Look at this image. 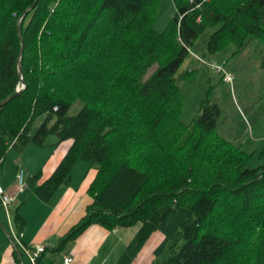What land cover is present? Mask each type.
<instances>
[{
    "label": "trees",
    "instance_id": "obj_1",
    "mask_svg": "<svg viewBox=\"0 0 264 264\" xmlns=\"http://www.w3.org/2000/svg\"><path fill=\"white\" fill-rule=\"evenodd\" d=\"M173 2L159 31L162 0H0V102L22 86L0 106V164L12 147L72 139L34 192L46 202L78 160L96 167L93 199L60 247L94 223H138L118 264H132L158 230L150 264H264V162L249 165L255 151L218 132L222 109L209 99L184 122L177 76L201 39L212 53L264 42V0Z\"/></svg>",
    "mask_w": 264,
    "mask_h": 264
},
{
    "label": "crops",
    "instance_id": "obj_2",
    "mask_svg": "<svg viewBox=\"0 0 264 264\" xmlns=\"http://www.w3.org/2000/svg\"><path fill=\"white\" fill-rule=\"evenodd\" d=\"M56 141L54 138L51 145L46 146L35 143L36 147L30 144L22 149L12 147L0 164V184L16 197L9 207V214L0 201V220L4 224H0V264H31L29 252L36 250L39 244L45 246L40 264H64L66 256L73 258L69 264H118L120 255L139 229L133 226L135 224L112 230L94 223L76 239L60 247L61 237L86 214L93 199L88 188L97 170L80 159L73 167L72 179L56 190L51 200L46 202L36 196L37 185L50 177L74 142L69 138L60 143ZM23 169L27 184L20 190L19 174ZM15 209L20 210L25 220L21 231L13 218ZM163 237L159 230L151 235L132 264H150L155 258L154 249L159 245L157 241Z\"/></svg>",
    "mask_w": 264,
    "mask_h": 264
},
{
    "label": "rangeland",
    "instance_id": "obj_3",
    "mask_svg": "<svg viewBox=\"0 0 264 264\" xmlns=\"http://www.w3.org/2000/svg\"><path fill=\"white\" fill-rule=\"evenodd\" d=\"M161 5L155 22L159 31L166 28L176 13L173 0H162ZM247 42L240 52L230 44L212 53L207 49L206 40L201 39V46H194L182 61L177 76L184 97L181 119L187 123L193 121L203 111L202 106L207 99L218 104L222 109L217 121L218 132L240 143L243 148L255 151L249 165L257 167L264 162V155H261L264 149V42L257 37H250ZM215 64H223L233 75L232 80L227 81L224 71L216 70ZM190 71L193 72L183 75ZM83 103L77 99L69 115L77 113ZM54 138L57 139L54 134L49 136L48 145ZM30 145L36 147V144ZM133 226L139 228L140 225L136 223Z\"/></svg>",
    "mask_w": 264,
    "mask_h": 264
},
{
    "label": "built area",
    "instance_id": "obj_4",
    "mask_svg": "<svg viewBox=\"0 0 264 264\" xmlns=\"http://www.w3.org/2000/svg\"><path fill=\"white\" fill-rule=\"evenodd\" d=\"M214 68L216 70H219V71H224L223 76L227 81L232 80L233 75L230 74L228 71H226L223 64H218V65L215 64ZM24 171L25 170L23 169V171H21L19 174L20 190H23L25 187V184H27L25 181ZM0 197L2 200V204L5 207V210H7V213L9 214V212H11V210H9V207H10L11 203L14 201V199L16 198L15 195H13L12 193L10 194V193L6 192L5 188L3 186H1V184H0ZM35 249L36 250H32L29 252L30 262H31V264H40L39 259H40L41 253L45 250V246L43 244H39V245H37V247ZM72 259L73 258L71 256H66L64 258V261H65L64 264H69L70 262H72Z\"/></svg>",
    "mask_w": 264,
    "mask_h": 264
},
{
    "label": "water",
    "instance_id": "obj_5",
    "mask_svg": "<svg viewBox=\"0 0 264 264\" xmlns=\"http://www.w3.org/2000/svg\"><path fill=\"white\" fill-rule=\"evenodd\" d=\"M35 5H36V2H34V3L30 6V8L27 9L26 12H24V13L22 14L20 20H21L24 16H26L27 13L30 12V9L34 8ZM20 20H19V24H20ZM20 33H21V37H22V32H20ZM21 51H22V52H20V56H19V64H20L19 66H20V72L22 73V65H23V64H22V55H23V52H24V44H22ZM22 79H23V78H22ZM24 84H25V82H24V79H23V85H24ZM21 89H22V86H20V88L18 89V92L11 94V95L8 96L6 99H4L2 102H0V106H1V105H2V106L5 105V103H7V101H8L9 99H11L12 97L17 96V95L20 93V91H22ZM0 141H1V136H0ZM0 224H1L2 226L4 225V224L1 222V220H0ZM14 245H15L16 249L18 250L17 252L19 253L20 250H19V247H18V245L16 244L15 241H14Z\"/></svg>",
    "mask_w": 264,
    "mask_h": 264
}]
</instances>
